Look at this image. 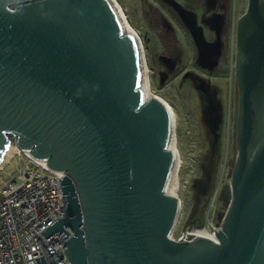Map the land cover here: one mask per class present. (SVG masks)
Wrapping results in <instances>:
<instances>
[{
    "label": "water",
    "instance_id": "95a60500",
    "mask_svg": "<svg viewBox=\"0 0 264 264\" xmlns=\"http://www.w3.org/2000/svg\"><path fill=\"white\" fill-rule=\"evenodd\" d=\"M168 2L193 38L197 64L212 70L220 43ZM234 43L236 153L221 189V227L215 240H174L178 199L165 192L170 115L146 97L140 50L110 0H0V162L14 146L64 173L66 215L41 231L67 236L64 264H264V0H246ZM158 60L169 72L177 66L173 57ZM183 78L195 83L209 146L192 180L188 229L203 225L223 108L209 80L192 71Z\"/></svg>",
    "mask_w": 264,
    "mask_h": 264
},
{
    "label": "rangeland",
    "instance_id": "374dc122",
    "mask_svg": "<svg viewBox=\"0 0 264 264\" xmlns=\"http://www.w3.org/2000/svg\"><path fill=\"white\" fill-rule=\"evenodd\" d=\"M118 4L119 10L136 31L143 44L145 58L149 67V92L164 100L174 112L175 139L177 148L181 154V166L178 174V196L181 200V208L177 216V224L173 230L174 238L181 237L186 223L196 214V197L191 187L192 180L201 173L200 165L209 150L207 131L201 120V102L197 97L193 83L183 78L186 70L195 71V51L190 37L184 33L173 16L167 14L164 19L170 21V27L174 31L178 43H168L166 47L162 43V31L154 29L149 19L151 15L146 11L148 5L161 7L157 0H113ZM233 8L230 10V29L226 51V62L223 77H212V83L224 90L230 88L231 94L225 98L227 122L222 126L219 145L217 167L226 156L230 162L235 157V117L237 105V91L234 64L235 28L237 17L244 11L246 0H232ZM161 29V28H160ZM161 35V36H160ZM165 40V39H164ZM165 54L178 60L177 67L169 72L158 60V55ZM162 73H167L163 83L159 79ZM20 152V154H18ZM24 154L14 150L6 161L0 166V191L9 175L16 169ZM226 204L223 199L218 201V213L224 214Z\"/></svg>",
    "mask_w": 264,
    "mask_h": 264
},
{
    "label": "built area",
    "instance_id": "2783aa9c",
    "mask_svg": "<svg viewBox=\"0 0 264 264\" xmlns=\"http://www.w3.org/2000/svg\"><path fill=\"white\" fill-rule=\"evenodd\" d=\"M226 122L225 108L223 126ZM24 156L0 191V264H36L35 258L41 256L46 264L68 263L65 252L67 236L62 239L56 232L45 238L41 233L54 220L66 215V199L60 183L64 173L50 170L28 155ZM232 164L225 156L217 167L212 191L204 208L203 225L198 227L205 237L213 240L216 238L215 231L221 227L224 214L220 216L218 213V201L222 186L229 179ZM186 231L184 229L177 239L172 236V231L169 237L179 240L187 236Z\"/></svg>",
    "mask_w": 264,
    "mask_h": 264
},
{
    "label": "flooded vegetation",
    "instance_id": "af4514ba",
    "mask_svg": "<svg viewBox=\"0 0 264 264\" xmlns=\"http://www.w3.org/2000/svg\"><path fill=\"white\" fill-rule=\"evenodd\" d=\"M161 4V7L148 5L147 12L151 15L149 19L150 25L156 29L157 31H162L161 40L162 43H165L166 47H171L168 43H178V39L175 36L174 31L171 29L170 21H166L164 17L169 14V16H173L177 24L182 27L185 32L191 39L192 46L195 51V67L196 70L192 71L202 78L209 80L210 84L217 89V96L222 103L223 108V120H224V112H225V98L230 96L231 90H224L212 83V77L217 75V77H223L225 62L226 59V51L228 41V30L230 29V10L233 8L232 0H174L178 4H180L183 8H185L190 16L195 19L196 24L202 28V32L204 38L209 43H220V55L218 58V64L212 69L208 70L197 64V48L193 41V38L189 32V30L184 25L182 19L180 18L177 11L174 7L168 2L170 0H157V2ZM231 8V9H230ZM161 28V29H160ZM216 30L218 31V39L216 35ZM165 39V40H164ZM217 40V41H216ZM165 55V54H160ZM172 57L170 55H166ZM175 58V57H173ZM176 59V58H175ZM177 60V59H176ZM178 63V60H177ZM163 65V64H162ZM177 67V66H176ZM189 71V70H186ZM189 79V78H188ZM194 89L195 83L192 79ZM236 82V78H235ZM198 96V91L195 89ZM237 91V87H236ZM200 100V99H199ZM201 102V101H200ZM202 105V103H201ZM223 126V125H222Z\"/></svg>",
    "mask_w": 264,
    "mask_h": 264
},
{
    "label": "bare ground",
    "instance_id": "6f19581e",
    "mask_svg": "<svg viewBox=\"0 0 264 264\" xmlns=\"http://www.w3.org/2000/svg\"><path fill=\"white\" fill-rule=\"evenodd\" d=\"M114 11L118 17V20L120 22L122 31L124 33L130 34L132 35V37L134 38V40L136 41L138 48L140 50L141 53V64H142V79H141V87L144 90V93L146 95V97H155L157 99H159L167 108L169 115H170V119H171V123H172V133H171V137H170V141H169V148L172 150L173 152V162L171 165V169H170V173L168 175V179L165 185V192L173 197H176L179 201V210H180V206H181V200L180 197L178 196L177 192H178V174H179V170H180V166H181V154L179 149L177 148L176 145V139H175V125H176V119H175V115L174 112L171 110V108L169 107V105L162 100L161 98H159L158 96H155L153 94H151L148 90L149 88V67L147 65V61L145 58V51H144V47L143 44L140 40V37L138 36V34L136 33V31L132 28V26L129 24V22L127 21V19L125 18L124 14L119 10L118 8V4L115 3L113 0H110ZM17 150L16 147L11 146L10 149L8 150V152L6 153V155L4 156V158L1 160L0 162V166L6 161V159L10 156V154L14 151ZM25 155H29L28 152H24ZM31 159L39 164H41L42 166L46 167L45 162L41 161V160H37L31 157ZM187 236L186 237H193V236H204V234L202 233V230H200V228L195 227V226H191L190 228L187 229Z\"/></svg>",
    "mask_w": 264,
    "mask_h": 264
}]
</instances>
